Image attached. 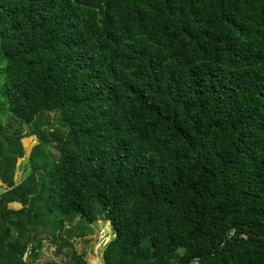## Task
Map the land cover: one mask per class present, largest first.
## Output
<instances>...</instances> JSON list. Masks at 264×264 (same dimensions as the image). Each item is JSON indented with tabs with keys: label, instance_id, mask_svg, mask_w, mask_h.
Listing matches in <instances>:
<instances>
[{
	"label": "trees",
	"instance_id": "16d2710c",
	"mask_svg": "<svg viewBox=\"0 0 264 264\" xmlns=\"http://www.w3.org/2000/svg\"><path fill=\"white\" fill-rule=\"evenodd\" d=\"M0 49V264H264V0H0Z\"/></svg>",
	"mask_w": 264,
	"mask_h": 264
},
{
	"label": "rangeland",
	"instance_id": "374dc122",
	"mask_svg": "<svg viewBox=\"0 0 264 264\" xmlns=\"http://www.w3.org/2000/svg\"><path fill=\"white\" fill-rule=\"evenodd\" d=\"M3 55L2 50L0 49V88L2 84V74H3V65L1 64V57ZM0 96H1V90H0ZM2 102H5L4 99H0V118L3 121V124H6V121L4 120L5 115H10V111L8 109V106H3ZM6 103V102H5ZM59 118V114L57 112H46L44 114V120L53 122L55 119ZM15 126H22L18 121L15 122ZM30 126L25 125L23 127V131L26 132L29 129ZM41 130L45 131V128H41ZM38 143V138L36 135L32 136H25L22 138V144L25 150L24 157H21L18 159L17 162V169L15 173V180L17 182L21 181L29 172L30 170V163H29V156L31 154V151L33 147ZM0 182H2L0 180ZM2 184V183H1ZM0 184V191L2 189V185ZM14 208H19L20 204H11ZM78 219V218H77ZM76 219V220H77ZM92 228L94 230L93 233L88 234L83 237L75 236L72 238V241L74 243V247L78 252L86 253L88 260L90 264H104L102 253L104 250V242L107 239H111L114 236L113 228L109 222L105 221H96L92 225ZM73 231L75 234H78L80 229L76 227V225L73 226ZM105 232V238L104 233ZM59 241V238L57 239ZM44 247L42 251V257L40 259V262H46L50 259L60 260L65 259L66 255L59 254L56 252V240L53 237H48L44 239Z\"/></svg>",
	"mask_w": 264,
	"mask_h": 264
},
{
	"label": "built area",
	"instance_id": "2783aa9c",
	"mask_svg": "<svg viewBox=\"0 0 264 264\" xmlns=\"http://www.w3.org/2000/svg\"><path fill=\"white\" fill-rule=\"evenodd\" d=\"M107 222H109V221H107ZM109 224H111L110 222H109ZM104 234V238H105V232L103 233ZM112 239V238H111ZM110 238L109 239H107L105 242H104V248L106 247V245L108 244V242L111 240ZM104 251V250H103ZM102 255H103V253H102ZM103 260V259H102Z\"/></svg>",
	"mask_w": 264,
	"mask_h": 264
},
{
	"label": "crops",
	"instance_id": "0c3cea01",
	"mask_svg": "<svg viewBox=\"0 0 264 264\" xmlns=\"http://www.w3.org/2000/svg\"><path fill=\"white\" fill-rule=\"evenodd\" d=\"M1 183H2V182H0V184H1ZM11 204H20V203H18V202H12V203H10V206H11ZM20 205H21V204H20ZM21 206H22V205H21ZM21 206H20V207H21ZM11 207H12V206H11ZM20 207H19V208H20ZM13 208H14V207H13Z\"/></svg>",
	"mask_w": 264,
	"mask_h": 264
}]
</instances>
